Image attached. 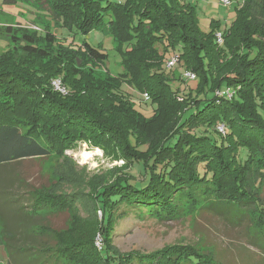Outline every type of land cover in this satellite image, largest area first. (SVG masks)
<instances>
[{"label": "trees", "instance_id": "16d2710c", "mask_svg": "<svg viewBox=\"0 0 264 264\" xmlns=\"http://www.w3.org/2000/svg\"><path fill=\"white\" fill-rule=\"evenodd\" d=\"M237 2L221 45L217 24L202 33L186 0H53L50 26L4 28L0 240L9 264H264V0ZM103 25L124 72L113 76L105 67L101 79L107 55L87 43L64 44L51 29L86 35ZM172 54L194 73V88L173 89L181 76L166 67ZM54 80L65 93L54 89ZM123 84L155 105L149 118ZM200 126L222 142L192 133ZM79 142L124 163L71 192L5 174L26 158L67 157ZM240 148L247 150L244 160ZM131 169L140 171L139 180ZM121 207L159 220L221 209L229 222L244 223L245 245L257 250L231 261L191 245L121 253L112 239ZM56 213L67 214L65 229L47 223Z\"/></svg>", "mask_w": 264, "mask_h": 264}, {"label": "rangeland", "instance_id": "374dc122", "mask_svg": "<svg viewBox=\"0 0 264 264\" xmlns=\"http://www.w3.org/2000/svg\"><path fill=\"white\" fill-rule=\"evenodd\" d=\"M52 1L17 0L12 4V2L5 1L6 3H4V0H0V37L5 35L4 28L8 25L19 28L17 23L33 30H41L40 27H35L34 22H37L39 26H42L40 23L50 26V21L53 22L52 18H54L50 8L52 7ZM231 1L230 6H223L219 0H190L195 6L199 28L202 33L208 34L213 24H217L221 32L231 26L235 20L236 8L239 6L238 0ZM107 20L108 17H105L104 21ZM106 27L103 25L98 29H93L86 35L76 31L69 32L63 28L52 27L51 30L62 39L64 44L77 47L87 43L92 48L105 53L107 55L105 65L100 67L97 72L99 78L102 79L105 76L106 69L113 76H119L124 72L122 55ZM18 36H21V33H18ZM6 47L7 42L0 40V50H4ZM169 70L170 72L179 73L181 76L180 81L172 83L173 89L184 92L187 86L195 87L196 77L195 79L187 77L186 70L179 62ZM122 89L135 102L137 111L147 118L153 114L155 105L151 101L145 99L142 101L143 97L136 95V93L133 94V90L127 87L126 84H123ZM192 133L206 136L211 141L222 142L219 133L206 131L204 126L196 128ZM85 151L93 154L87 160H83L81 157V154ZM246 151L245 148H240L238 160L246 158ZM66 155L67 157L49 156L19 160L7 166L5 174L10 177H18L32 186L45 185L46 188L49 186L59 192H71L74 188H80L79 184L84 186L90 177L107 173L108 170L121 167L124 163L122 160L114 161L110 157H105L101 149L93 148L85 142H79L76 148L67 150ZM131 174L136 176L134 177L135 180H139L141 177L140 171L137 169H131ZM30 188L32 187L30 186ZM262 197L264 198V189ZM182 204L186 209V201H183ZM0 211H2L1 207ZM120 212L123 213L116 221L112 239L113 245L121 253L137 251L150 254L168 246L191 245L202 252H207L208 249L211 252L219 251L226 261H231L236 260V257L244 258L247 251L255 253L257 250V247L245 245V235L247 234L244 223L229 222L225 216H228L229 213L221 209H201V211L192 213L186 212L178 218L160 220L149 216L147 212L130 211L126 207H121ZM47 217V223L51 228H66L68 220L66 213L51 214ZM98 217H100L99 214ZM1 224L2 221L0 220ZM95 242L96 246L100 244L98 237H96ZM34 263L37 264V262ZM0 264H9L6 247L2 240H0Z\"/></svg>", "mask_w": 264, "mask_h": 264}, {"label": "built area", "instance_id": "2783aa9c", "mask_svg": "<svg viewBox=\"0 0 264 264\" xmlns=\"http://www.w3.org/2000/svg\"><path fill=\"white\" fill-rule=\"evenodd\" d=\"M186 1H190V0H186ZM220 4L223 6H230L232 4L231 0H219ZM215 42L218 45H221L223 43V32L221 31H217L215 33ZM179 62V56L177 54H172L170 57H168V59L166 60V67L168 69H172V67H174L177 63ZM186 76L189 78H194L195 79V75L192 72H188L186 71ZM52 85L54 87L55 90L61 92V93H65L66 90L64 87L61 86V83L59 80H54L52 82ZM218 95H221L220 93H217ZM144 99L147 100L148 96L147 95H143ZM218 131L222 134H224V127L222 125L217 127Z\"/></svg>", "mask_w": 264, "mask_h": 264}, {"label": "bare ground", "instance_id": "6f19581e", "mask_svg": "<svg viewBox=\"0 0 264 264\" xmlns=\"http://www.w3.org/2000/svg\"><path fill=\"white\" fill-rule=\"evenodd\" d=\"M97 152H99V151H97ZM81 154V153H80ZM93 154L92 153H90V152H83L82 154H81V157H82V159L83 160H87L88 158H90L91 156H92Z\"/></svg>", "mask_w": 264, "mask_h": 264}]
</instances>
